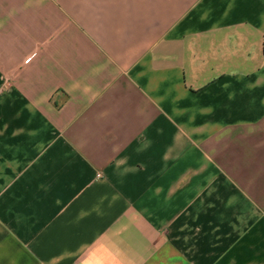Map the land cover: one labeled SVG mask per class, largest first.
Listing matches in <instances>:
<instances>
[{
  "label": "crops",
  "instance_id": "1",
  "mask_svg": "<svg viewBox=\"0 0 264 264\" xmlns=\"http://www.w3.org/2000/svg\"><path fill=\"white\" fill-rule=\"evenodd\" d=\"M0 264H264V0H0Z\"/></svg>",
  "mask_w": 264,
  "mask_h": 264
}]
</instances>
